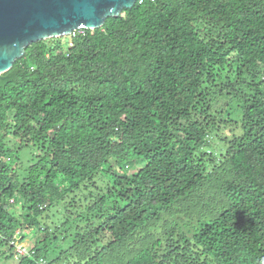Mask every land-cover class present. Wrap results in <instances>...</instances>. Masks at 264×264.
<instances>
[{
	"label": "trees",
	"instance_id": "16d2710c",
	"mask_svg": "<svg viewBox=\"0 0 264 264\" xmlns=\"http://www.w3.org/2000/svg\"><path fill=\"white\" fill-rule=\"evenodd\" d=\"M0 264H264V0L29 46L0 76Z\"/></svg>",
	"mask_w": 264,
	"mask_h": 264
},
{
	"label": "water",
	"instance_id": "95a60500",
	"mask_svg": "<svg viewBox=\"0 0 264 264\" xmlns=\"http://www.w3.org/2000/svg\"><path fill=\"white\" fill-rule=\"evenodd\" d=\"M139 0H0V76L32 44L102 28Z\"/></svg>",
	"mask_w": 264,
	"mask_h": 264
},
{
	"label": "rangeland",
	"instance_id": "374dc122",
	"mask_svg": "<svg viewBox=\"0 0 264 264\" xmlns=\"http://www.w3.org/2000/svg\"><path fill=\"white\" fill-rule=\"evenodd\" d=\"M12 145V144H11ZM14 145V144H13ZM13 149H15L14 146H12ZM38 151L34 148H29V149H22L20 151H18V154H19V158L20 160H22V164L23 166H28L31 162L30 160H32L34 158V154H37ZM109 178H104L102 176H98L96 178V181L99 183V184H102L103 182H106ZM28 241H25V243H27ZM24 243V244H25ZM27 247L30 248L31 247V244L28 243L27 244Z\"/></svg>",
	"mask_w": 264,
	"mask_h": 264
},
{
	"label": "built area",
	"instance_id": "2783aa9c",
	"mask_svg": "<svg viewBox=\"0 0 264 264\" xmlns=\"http://www.w3.org/2000/svg\"><path fill=\"white\" fill-rule=\"evenodd\" d=\"M11 243L15 245L17 255H25L29 253V249H26L24 245H16L14 242Z\"/></svg>",
	"mask_w": 264,
	"mask_h": 264
}]
</instances>
